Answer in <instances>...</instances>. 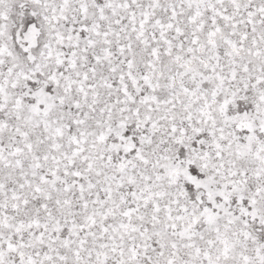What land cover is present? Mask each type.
I'll list each match as a JSON object with an SVG mask.
<instances>
[{
	"label": "snow or ice",
	"instance_id": "snow-or-ice-1",
	"mask_svg": "<svg viewBox=\"0 0 264 264\" xmlns=\"http://www.w3.org/2000/svg\"><path fill=\"white\" fill-rule=\"evenodd\" d=\"M0 264H264V0H0Z\"/></svg>",
	"mask_w": 264,
	"mask_h": 264
}]
</instances>
